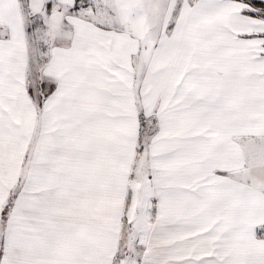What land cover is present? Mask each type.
Instances as JSON below:
<instances>
[{"label":"snow or ice","instance_id":"obj_1","mask_svg":"<svg viewBox=\"0 0 264 264\" xmlns=\"http://www.w3.org/2000/svg\"><path fill=\"white\" fill-rule=\"evenodd\" d=\"M0 264H264V0H0Z\"/></svg>","mask_w":264,"mask_h":264}]
</instances>
